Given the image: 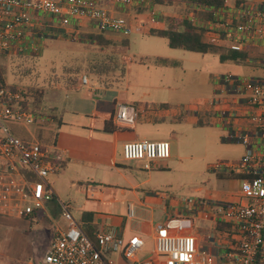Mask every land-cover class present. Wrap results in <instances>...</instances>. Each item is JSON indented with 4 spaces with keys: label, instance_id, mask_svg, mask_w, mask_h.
Here are the masks:
<instances>
[{
    "label": "crops",
    "instance_id": "0c3cea01",
    "mask_svg": "<svg viewBox=\"0 0 264 264\" xmlns=\"http://www.w3.org/2000/svg\"><path fill=\"white\" fill-rule=\"evenodd\" d=\"M263 1L226 0L224 8L210 9L209 12H205L196 8L190 0H156L154 5L143 0H136L134 5L127 9L112 6L107 8L115 16L125 17L136 24H146L147 27L141 32H134L129 36L113 32L104 34L97 30L91 20L83 17L74 18L67 26L55 25L58 28L56 36L77 34L87 38L104 34V40L126 44L130 48L134 38L148 37L151 36V31L165 30L168 18L190 20L199 28L206 29L211 22L230 20L235 8L240 4H259ZM95 5L107 6L102 0ZM152 8L158 13L156 23L151 22L150 9ZM44 20V17L35 16V22ZM218 47L219 54L229 52L227 41L220 42ZM244 52H248L245 62H252L264 73V49L251 47ZM125 61L122 79L117 83L122 85L124 82L125 90L109 89L114 86V83H109V79H95L93 86L90 87V81L87 85H82L79 78L75 89H63L65 92L75 91L76 93L71 99L67 98L69 102L63 103L56 97L53 101L58 106L46 107L59 118L51 125H57V127L54 130V139L49 146L54 147V150L60 154L62 163L58 171L47 177V182L55 196L52 201L45 204L43 210H46V207L54 209L56 206L59 211V187L68 177L72 187L80 186L85 191V199L81 197L79 204H69L70 210L79 225L90 226L88 228L94 237L102 228L106 231H117L125 241L138 236L145 241V249L142 253L147 257L154 247L155 227L158 224H165L176 218L191 219L193 225L184 233L197 238L199 249L212 256L214 264H234L226 258L234 242L232 230L229 228V231L219 232L217 226L221 222L216 221L213 216H196L185 202L168 194L172 180L171 172L182 160L178 149L173 147L177 142L182 141L188 124L199 127L200 117L203 118L202 114L209 115L210 118L207 121H210L212 128L218 130L224 142L240 148L241 155L238 162L249 152V148L235 135L255 131V125L250 117L255 113V108L245 102L243 95L226 91L222 84L219 87L216 80L214 83L218 85V88L213 91L212 102L208 103L209 101L204 100L200 105H193L191 102L188 105L187 100L192 101V99L186 98V85H183V82L176 83L178 77L173 76L171 81L173 83H167L164 75H157L155 84L148 82L137 85L130 80L133 60L128 56ZM254 77H264V74L254 75ZM85 86L88 90L82 92ZM105 90L104 95L98 94L99 91ZM109 93L111 96L108 98ZM119 104L129 107L128 119L123 122H118L115 118ZM162 120H164L163 124L169 125L168 132L150 140L152 138L148 137L149 132L156 131ZM106 122H110L109 126L115 129L111 132L105 130ZM141 140L168 141L171 146L170 158L153 163L150 171L144 169L142 161H126L123 157L124 144ZM255 145L253 149L260 151L264 147V142ZM50 176L53 178L48 180ZM233 177L241 188L242 176L234 174ZM129 207L134 210L132 218L128 215ZM106 257L116 264H128L120 253H110Z\"/></svg>",
    "mask_w": 264,
    "mask_h": 264
},
{
    "label": "built area",
    "instance_id": "2783aa9c",
    "mask_svg": "<svg viewBox=\"0 0 264 264\" xmlns=\"http://www.w3.org/2000/svg\"><path fill=\"white\" fill-rule=\"evenodd\" d=\"M99 0H0V56L11 54H37L43 40L55 38V26H67L74 18L86 17L102 33L113 32L129 36L141 32L144 23L115 16L108 6L127 9L136 0H102L107 6L95 5ZM142 1V0H141ZM154 5L156 0H143ZM193 3V2H192ZM196 8L209 12L211 7L194 3ZM35 16L45 20L35 22ZM151 22L156 23L158 13L150 9ZM226 20V19H225ZM211 22L200 28L207 31V41L214 46L227 41L229 50L244 52L247 48L264 49V1L259 4H240L230 20ZM190 21V20H189ZM50 22V23H49ZM194 26L192 21H190ZM55 23V24H54ZM198 27V26H196ZM199 28V27H198ZM77 41L79 35H69ZM219 84L226 91L244 96L245 102L255 108L251 121L252 133L235 135L249 152L238 162L216 164L210 169L218 175L242 176L240 193L246 201L239 204L203 203L190 201L187 207L196 216H213L226 223L234 235L232 250L226 258L234 264H256L260 253L264 259V147L254 150L255 144L264 142V77H236L226 75ZM88 77L81 78L87 85ZM21 95L8 87H0V216L26 217L45 208L54 199V191L47 182L51 173L59 170L62 158L54 147L37 141L25 142L15 136L8 124L36 125L45 128L57 119L23 109ZM129 107L117 105L115 118L118 122L128 119ZM171 156L168 141L141 140L125 143L123 157L126 161H142L145 170H152L153 163L166 161ZM61 215L67 228L57 229L50 250L40 264H116L106 256L120 253L128 264H214L209 254L202 252L197 238L184 231L191 229V219H174L155 227L154 247L149 255L140 260L145 241L138 237L124 240L115 231L100 229L96 244L82 231L74 218L70 205L59 202ZM129 217L134 210L129 207Z\"/></svg>",
    "mask_w": 264,
    "mask_h": 264
},
{
    "label": "rangeland",
    "instance_id": "374dc122",
    "mask_svg": "<svg viewBox=\"0 0 264 264\" xmlns=\"http://www.w3.org/2000/svg\"><path fill=\"white\" fill-rule=\"evenodd\" d=\"M104 34L100 36L103 40ZM128 47L117 43L100 47L80 35L77 41H73L70 36H55L43 40L37 54L0 56V66L5 70V85L18 88L28 108L38 110L45 109L48 105L58 106L53 101L56 97L63 103L69 102L76 93L65 92L63 89L73 79L80 78L81 81L85 75L90 81V87L95 79H109V83H114L109 89L125 90L124 82L121 81L122 85L117 83L122 79L128 56L133 60L130 76L133 83L155 84L157 75H164L167 83L172 81L173 76L178 77L176 83L183 82L186 85V98L192 99L187 100L188 105L190 102L200 105L204 100L212 102L214 89L221 86L214 81H219L228 74L246 77L264 74L252 62L235 65L232 61H221L218 46L217 51L201 54L170 48L165 38L138 36ZM87 90L88 87L85 86L82 92ZM99 92L98 94L104 95L106 90ZM108 95L109 98L111 94ZM202 117L199 127H194L193 124L185 127L182 141L173 147L178 149L182 160L171 172L168 194L185 204L194 200L205 204H239L246 201L235 178L223 180L210 169L216 164L237 162L241 155L240 148L224 142L218 130L212 128L210 121H207L209 115L202 114ZM163 122L164 120L159 123L160 127L156 131L149 132L148 137L152 138L150 140L168 132L169 125ZM7 126L14 129L20 139L42 144L47 143L48 139L53 140L47 129L50 125L44 131H40L36 125ZM51 178L53 177L50 176L48 180ZM59 188V202L71 205L79 204L81 197L85 199L84 188L72 187L68 177ZM66 228L67 222L56 206L54 209L46 207V210H40L34 219L0 216V264H40L50 250L57 229ZM145 257L143 253L138 256L140 260Z\"/></svg>",
    "mask_w": 264,
    "mask_h": 264
},
{
    "label": "trees",
    "instance_id": "16d2710c",
    "mask_svg": "<svg viewBox=\"0 0 264 264\" xmlns=\"http://www.w3.org/2000/svg\"><path fill=\"white\" fill-rule=\"evenodd\" d=\"M190 1L193 3L206 5L213 9H222L226 5V0H190ZM206 34H207V31L194 26L188 20H183L179 18H168L167 26L165 30L150 32L151 36L165 38L167 40V45L173 49H181L184 51L201 53V54H207L214 50L217 51L218 47L211 45L207 41ZM83 38L95 42V44L100 47L110 46L112 44L111 42L103 40L100 36H88L87 38L86 37H83ZM219 57H220V60L223 62L232 61L236 63H244L248 58V52H234V51L229 50V52L227 53H220ZM77 83H78V79L77 78L73 79L72 81H70L69 86L66 87V89H75ZM0 87H7L5 85V70L2 66H0ZM9 89L21 95V100L19 102V105L23 109L31 110L35 113L44 114V115H47L49 117L59 120V118H57V116L53 114L51 110L46 111L44 109L38 110V109L28 108L26 100L23 97V94L19 92L18 88L12 87ZM109 124L110 122L105 123V130H109V132H111L115 128H113L112 126H109ZM55 127H57V125L50 126L47 128L49 130L48 132L49 136L53 137V139H54V133H55L54 130L56 129ZM39 129L40 131H44V128H39ZM11 131L15 136H17L15 134L16 132L14 131V129L13 130L11 129ZM22 140L25 142H29L28 139L27 140L22 139ZM51 141L48 139L46 141L47 143L45 144L40 143V144L49 146L52 143ZM233 175L234 174H221L218 176L221 179H231V178H234ZM28 218L34 219L36 218V214L30 215ZM228 226L229 225H227L226 223L221 222L218 224L217 229L219 232H224L225 230L229 231L230 227ZM88 227L90 228V226L88 225L87 227L86 225H80V228L82 229V231L90 238V240L94 244H96V238L92 235V232L89 230ZM229 234H231V232H229ZM256 259H257L256 264H264V261H263L264 259L260 253L257 255Z\"/></svg>",
    "mask_w": 264,
    "mask_h": 264
}]
</instances>
